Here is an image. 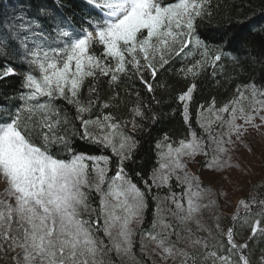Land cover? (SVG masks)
Masks as SVG:
<instances>
[{
    "label": "snow or ice",
    "instance_id": "snow-or-ice-1",
    "mask_svg": "<svg viewBox=\"0 0 264 264\" xmlns=\"http://www.w3.org/2000/svg\"><path fill=\"white\" fill-rule=\"evenodd\" d=\"M88 3L96 15L88 21L87 29L81 28V35L77 38H71V33L62 24L49 25V36L53 30H58L59 35L66 39L47 48L29 46L28 33L35 35L39 29L43 35L44 25L40 21L55 20V14L43 5L37 9L35 26L33 21H25L22 16L18 25L0 34V48L4 49L0 55L5 57L0 62V82L16 77L20 83V88L16 89L18 96L13 97L20 103L12 107L0 104V108L7 109L6 114L0 117V185H3L4 194V198L0 199V253L4 258L11 253V264H104L99 257L106 251L115 250L117 254L121 250L129 252L132 231L128 225L147 209L146 197L152 187L165 185L177 170H185L182 155L191 156L204 151L202 141L195 132L190 133L192 140L181 139L180 146L176 148L171 143L157 141V149H168L166 153H158L159 157L167 158L168 163L157 160L159 168L150 175L151 183L140 172L134 173L147 191L142 190L127 171L128 163L133 161L134 151L139 146V142L123 130L129 122L118 123L111 113L102 118L97 116L96 120L85 118L84 114L91 113L100 99L95 81L106 77L109 88H119L126 83L124 78L127 77L139 80L147 93H154V81L159 70L169 63L171 56L191 53L193 41L195 49L202 50L204 58L212 57L211 66L215 69L229 50L239 52L240 45L247 38L246 35H230L228 30L218 34H197L196 20L206 14V0H88ZM248 23L252 25L251 20ZM251 31L252 27H249L248 32ZM21 36L25 41L22 46L27 67L25 63L16 62L20 57L8 59L7 49ZM95 45L99 48L94 51ZM157 53H160L158 61ZM203 64V59L195 60L181 71L195 75ZM86 81L88 97L83 100L81 90ZM195 87L194 83L189 85L176 97L186 124L191 123L189 102L193 99ZM257 91L253 84V96ZM237 94L243 95L239 89ZM136 95V103L131 109L134 130L140 127L136 117L145 119L144 101L139 93ZM151 99L155 100V96ZM57 100L75 108V119L79 121L80 128L73 134L105 150L110 149L111 155L90 154L86 149L71 145L66 135L53 131L54 125L49 117L60 114L55 103ZM214 104L213 100L208 109L211 110ZM102 107L108 108L109 104L104 103ZM200 107L204 108L203 105ZM218 111L232 113L227 121L217 117L221 126H228L227 133L219 134L221 137H231L233 133L239 137L253 120L264 121V114L249 113L240 108L239 118L243 123L237 124L235 107L225 105ZM37 115L41 116L39 121L34 119ZM147 118L159 120L155 112ZM60 123L56 121V125ZM63 123H68L66 117ZM90 126L98 128L99 134L91 131ZM105 128L118 130L119 140L113 133H105ZM213 139L217 143V151L225 153L227 149L222 145L230 141ZM163 140L168 141L170 137L165 134ZM57 143L67 149L69 158L52 154L51 147ZM85 161H90V165ZM205 166L223 169L226 164L213 156ZM89 169L95 176L94 181L89 180ZM163 169L168 171H160ZM110 171L113 173L111 176L108 175ZM176 179L181 177L176 174ZM194 179L185 173L182 182L191 189ZM199 187L197 181V190ZM85 189L89 192L94 189L99 194L97 207L91 206L89 192ZM113 196L123 197L122 202L111 203ZM172 199L177 210H182V205L174 197ZM188 204L187 215L178 216L182 222L199 211L200 206L191 199ZM253 204L259 207L254 208ZM241 206L244 208L242 223L241 215L233 216V226L223 230L220 240L211 246L206 239H190L192 251L178 248L179 233L174 230L167 232L172 226L159 219L157 222L165 230L157 243V248L161 250L159 254L165 260L169 256L179 257L180 264H252L247 254L249 242L257 234L264 237V199L252 197L250 202L246 198ZM116 208H121L124 215L117 216ZM173 215L177 216V212ZM197 223L209 235L213 234L212 228H203L199 220ZM235 223L250 233L243 243L235 239ZM215 229L220 231L219 223ZM101 232L108 238L110 246H106L97 235ZM172 235L177 237L176 241L170 239ZM149 236L157 240V235L149 233ZM260 264H264V257H261Z\"/></svg>",
    "mask_w": 264,
    "mask_h": 264
},
{
    "label": "trees",
    "instance_id": "trees-1",
    "mask_svg": "<svg viewBox=\"0 0 264 264\" xmlns=\"http://www.w3.org/2000/svg\"><path fill=\"white\" fill-rule=\"evenodd\" d=\"M42 5L55 14V20L40 21L44 25L43 35L40 34L39 29H37L35 35L29 32L27 38L29 46L47 48L49 45H55L66 39L59 35L58 30H53L52 35L49 36V25L62 24L64 29L71 33V38H77L81 35V28L87 29L88 21L96 15L88 0H0V34L18 25L20 23L19 18L22 16L25 21H33V26H35L34 18L37 9ZM204 9L206 14L196 20L198 25L197 34H218L220 31L228 30L230 35H246V42L240 45L239 52L229 50L214 69L211 66L213 63L212 57L204 58L202 50L197 51L195 49L193 41V51L191 53L171 56L169 63L159 70L154 81V93H147L144 85L139 80L127 77L124 78L126 83H122L119 88H109L108 78L101 77L95 81L100 97L99 102L92 108L91 113L84 114L85 118L96 120L97 116L102 118L103 115L111 113L118 123L129 122L123 130L134 137L139 142V146L134 151L133 161L128 163L127 171L133 176V182L137 183L138 187L144 191L147 190L140 178L135 177L134 173L138 171L144 179H149L153 170L159 168L158 159L160 162L168 163L167 158L158 156V153H166L168 149L166 147L157 149L155 147L157 141L162 144L171 143L173 148H176L180 146L179 140L190 141L193 139L190 133L195 132L197 138L202 141L204 149L201 152L204 153L205 160L200 165L207 167L205 165L212 160L211 157L217 146L215 140H209L208 130L204 126L212 116L227 114L219 112L218 109L225 105L232 106L240 96L237 94V90L239 89L240 93L244 89L249 88L252 90L253 84H255L258 91L255 96L252 92L249 94L252 103L258 101L256 104L262 106V102H264V94H262L264 93V54H262L264 53V0H206ZM249 20L252 21V25H249ZM249 27H252L250 33L248 32ZM24 43L22 36L18 38L13 46L7 49L9 52L8 59L20 57L21 59L16 62L18 64L25 63V67H27L23 59L25 49L22 45ZM209 47L215 48L213 45H209ZM98 48L99 45H95L93 50L95 51ZM3 51L4 49L0 48V52ZM159 56L160 53H157V61ZM4 59L5 57L0 55V62ZM201 59L204 60L203 67L197 69L195 75L185 74L181 71V69L190 67L195 60ZM146 78L152 82L151 77L147 74ZM193 83L196 87L193 92V99L189 102L191 123L186 124L180 114L181 106L177 103L176 97ZM19 88L20 83L16 77L0 82V104L9 107L19 104L20 101L13 98L18 96L16 89ZM117 92L119 93L118 96L116 95ZM137 93L140 94V99L144 101L145 119L140 120L139 117H136V122L140 127L134 130L131 123L133 119L131 109L136 103ZM153 95L155 100L151 99ZM87 97L88 82L86 81L85 87L81 90V99L86 100ZM150 100L151 103L149 104ZM213 100L215 104L209 110L208 106L212 104ZM55 103L57 109L60 110V114L59 116L52 115L49 117L54 125V132L59 135H66L71 145L78 149H86L90 154L111 155L110 149L105 150L101 146L73 134L76 129L80 128L79 121L75 119L74 106L63 100H57ZM104 103H108L109 107H102ZM201 105L204 106L203 109H201ZM6 112L7 109L0 108V117L4 116ZM153 112L158 115V122L147 118ZM65 117L68 121L66 124L63 123ZM34 119L39 121L41 116L37 115ZM57 120L61 121L59 125H56ZM213 124L218 126L215 123L209 126L212 132L217 135L219 131L213 130L215 128ZM90 130L98 134L100 132L95 126H90ZM108 130L110 131V129L105 128L103 131L107 133ZM44 131H47V129H44ZM115 131L119 134L118 130L114 129ZM165 134L170 137V140H163ZM51 151L55 157L69 158L70 156L67 149L58 143L52 145ZM113 159L115 158L113 157ZM220 161L226 165L228 164L227 161ZM85 163L90 165L91 162L85 161ZM255 165L264 166L262 160H258ZM160 171L167 172L168 170L163 169ZM182 173L183 171L177 170L176 174L181 177L180 180H177L176 174H174L165 185L152 187L146 197L147 209L140 216L134 217L128 225L132 231L130 251L125 253L121 250L120 254H117L115 250L106 251L99 257L104 261V264H180L179 257L169 256L165 260L159 254L161 250L157 248V243L163 231H165L157 222L159 219H163L164 222L172 226L166 230L167 232L171 233L174 230L179 233L178 248L192 251L193 249L189 247L190 239L197 237L206 239L210 246L220 240L223 230L233 226L232 217L236 216L238 212H244L241 205L246 198L250 202L252 197H256L257 200L264 199V173L258 174L257 177L255 176L256 178L251 180L248 174L242 170L231 179L226 190L223 187L213 188L196 175H190V173L188 175L195 179L192 181V188L188 189L187 185L182 182L184 177ZM255 174L254 171L253 175ZM108 175L111 176L113 173L110 171ZM94 179L95 176L89 169V180L94 181ZM197 181L200 185L199 190L196 188ZM149 183H151L150 179ZM242 183L251 184L253 190H248L244 194L235 214L227 213L225 208L229 206L228 201L224 199L222 194L216 195V193L231 192L240 188ZM85 191L89 192L88 189H85ZM173 197L182 205V210H177L176 204L173 203ZM3 198L4 194L0 192V199ZM189 199L194 204H198L200 208L198 212L192 214L191 219L182 222L178 216L187 215ZM110 200L111 203L118 204L122 202L123 197L113 196ZM89 202L92 207L98 206L99 194L94 189L89 192ZM157 206H159V211H157ZM253 207L258 208L259 205L253 204ZM174 212H177V216L173 215ZM115 214L117 216L124 215L121 208H116ZM85 218H87V215H85ZM197 220L203 225V228H212L213 234L209 235L207 231L203 230L198 225ZM242 222L240 221V223ZM154 223H156L155 227ZM217 223L220 225V231L215 229ZM234 226L236 240L243 243L250 233L246 229H241L239 223H235ZM149 233L157 235V240H152ZM97 235L104 240L106 246H110L108 238L104 237L102 232L97 233ZM170 239L176 241L177 237L172 235ZM262 243L259 234L249 242V252L247 254L252 264H255L254 256L260 251ZM11 255L9 253L8 258H4L3 254L0 253V264H11Z\"/></svg>",
    "mask_w": 264,
    "mask_h": 264
},
{
    "label": "rangeland",
    "instance_id": "rangeland-1",
    "mask_svg": "<svg viewBox=\"0 0 264 264\" xmlns=\"http://www.w3.org/2000/svg\"><path fill=\"white\" fill-rule=\"evenodd\" d=\"M251 92L252 90L249 88L241 91L243 95H240L231 106L237 109V112L235 113V115L237 116V124L243 123V121L239 118L240 108H244L249 113L256 112L257 115L264 114L262 106L256 104L258 101H256L254 104L252 103L249 96ZM231 115L232 113L229 112L227 114H218L217 116H212V118L204 126L208 130L207 133L209 140L213 141V137H216L218 139H222L223 141H230L222 145L227 149L225 153L218 152L216 147L212 155V157L217 156L219 160L227 161L228 164L223 169H220L219 167H204L200 165L205 160L204 153L197 152L196 154L191 156L182 155L181 159L183 161V164L185 165V170L182 174L185 175V173H187L188 175L190 173V175H196L200 180L206 182L211 187L217 189L218 187H223L226 190V187L229 186L231 179L234 178V176L238 172L240 173L242 170L248 174L251 180L256 178L258 174L264 173L263 165H260V167L255 165L258 160H262L264 164V121H261L259 119L253 120L246 126V130L241 132V135L239 137L236 136L235 133H233L231 137L227 135L221 137L219 134L227 133L228 126L227 124L221 126L220 121L217 119V117L219 116L223 118V120L227 121L231 118ZM212 123L218 125L215 126L213 124V127L215 126L213 130L216 129L217 132L219 131L217 135L212 132L211 127L209 126ZM109 132L115 135L117 141L119 140V134L116 131L114 132V129H110ZM174 155L175 153H173V156ZM254 171L256 172L255 175H253ZM248 190H253L252 185L242 183L240 188L238 189H235L231 192H221L222 196H224V199L228 201L229 204V206L225 208V211L230 214H235L239 203L242 202L243 196ZM0 192L3 193V185H0ZM223 193H226V195H224ZM242 213V211L238 212L237 215H241ZM240 221H243L242 215ZM261 241L263 243L261 244L260 251L256 256H254L255 264H260L261 257H264V237H261Z\"/></svg>",
    "mask_w": 264,
    "mask_h": 264
}]
</instances>
